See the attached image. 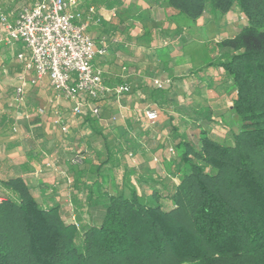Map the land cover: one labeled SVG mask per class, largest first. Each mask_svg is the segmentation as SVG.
Listing matches in <instances>:
<instances>
[{
    "label": "trees",
    "instance_id": "trees-1",
    "mask_svg": "<svg viewBox=\"0 0 264 264\" xmlns=\"http://www.w3.org/2000/svg\"><path fill=\"white\" fill-rule=\"evenodd\" d=\"M166 4L190 23L233 10L243 17L233 38L203 45L208 66L232 83L236 132L224 143L201 130L175 133L167 174L179 182L143 179L146 196L128 185L135 171L121 166V147L106 143L113 187L122 170L128 192L106 191L99 166L84 185V203L73 199L64 218L39 204L21 179L2 181L0 264H264V0ZM154 95L159 108L170 107L163 89ZM194 114L209 120L211 110Z\"/></svg>",
    "mask_w": 264,
    "mask_h": 264
},
{
    "label": "crops",
    "instance_id": "crops-1",
    "mask_svg": "<svg viewBox=\"0 0 264 264\" xmlns=\"http://www.w3.org/2000/svg\"><path fill=\"white\" fill-rule=\"evenodd\" d=\"M33 1L0 0V6L13 22L20 7ZM76 10L88 22L87 33L97 50L104 52L94 67L105 86L131 87L129 94L91 101L99 109L98 117L87 110L72 116V104L51 89L47 78L30 85L34 71L17 58L26 56L22 43L7 44L0 28V198L5 195L1 182L18 178L39 204L57 207L63 218L73 212V199L84 203V185L95 180L92 170L99 166L108 176L106 191L128 192L121 182L122 170L115 173L113 187L106 143L121 147V166L135 171L128 185L146 196L151 190L143 179L179 182L167 174L175 133L189 136L201 130L216 141H229L236 132L232 83L222 69L208 66L203 45L233 38L245 25L235 10L190 23L176 16L166 0H77ZM187 42H195L197 49L183 47ZM156 84L170 107L159 108ZM21 85L23 101L16 102L14 91ZM203 108L211 110L210 119L196 121L194 113ZM146 111H155L157 119L149 121ZM227 119L230 125L223 126ZM78 152L85 155L84 163L70 165Z\"/></svg>",
    "mask_w": 264,
    "mask_h": 264
},
{
    "label": "built area",
    "instance_id": "built-area-1",
    "mask_svg": "<svg viewBox=\"0 0 264 264\" xmlns=\"http://www.w3.org/2000/svg\"><path fill=\"white\" fill-rule=\"evenodd\" d=\"M76 9L77 0H34L20 7L11 22L0 6V28L7 44L22 43L26 56L19 54L17 58L25 63L26 69L34 71L30 85L47 78L51 89L72 104V116H80L87 110L98 117L99 109L91 101L108 94H129L131 87L126 83L113 88L105 86L101 72L94 67L96 57L104 52L95 47L87 33L88 22L83 21ZM86 19L91 20L89 15ZM156 86L161 88L159 84ZM23 96L21 85L14 91V100L22 102ZM145 117L155 121L158 116L155 111H146ZM61 131L67 133L68 128L61 126ZM84 161L85 155L78 152L69 164L80 166Z\"/></svg>",
    "mask_w": 264,
    "mask_h": 264
},
{
    "label": "rangeland",
    "instance_id": "rangeland-1",
    "mask_svg": "<svg viewBox=\"0 0 264 264\" xmlns=\"http://www.w3.org/2000/svg\"><path fill=\"white\" fill-rule=\"evenodd\" d=\"M183 47H185L186 49H188V50H194V49H197V44H195V42H187L186 44L184 43V46ZM169 111L171 112L172 111V109H169ZM175 112V111H174ZM230 121L227 119V120H223V126H226V125H230V123H229ZM222 125V124H221ZM220 124H219V126H221ZM222 126V127H223ZM234 128L232 129V130H237V127L234 125L233 126ZM223 130H225V129H223Z\"/></svg>",
    "mask_w": 264,
    "mask_h": 264
}]
</instances>
